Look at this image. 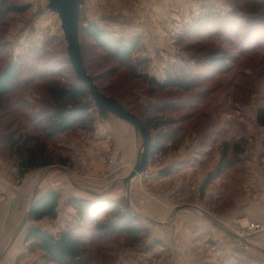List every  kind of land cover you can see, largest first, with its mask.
Here are the masks:
<instances>
[{"label": "rangeland", "instance_id": "rangeland-1", "mask_svg": "<svg viewBox=\"0 0 264 264\" xmlns=\"http://www.w3.org/2000/svg\"><path fill=\"white\" fill-rule=\"evenodd\" d=\"M74 3L77 57L82 70L92 79L98 92L123 112L136 116L144 125L145 120L150 118L171 120L168 128L159 132L146 127L151 136L150 154L145 170L135 175L138 176L135 184L143 183L145 193H148L150 200L159 202L157 205L160 209L166 205L173 209L192 200L191 208L206 220L209 214L219 218L224 213H233L236 208H242L244 204L248 207L254 202L264 206V127L256 121L258 110L264 107V11L257 17L261 21L259 26H253L249 20L251 11L246 10L242 3L231 0H184L182 12L177 13L178 16L183 13L182 22L177 21V14L174 16L172 12L170 17L177 19L173 25L167 24L169 21L167 25L164 21L163 25H157L153 18H150V25H136L135 22L129 25L134 15L131 0H74ZM10 5L26 10L0 19V70L9 64L22 68L21 84L0 102V233L11 236L13 232H21L23 238L16 240L17 247H28L30 252L40 257L44 253L33 242H26L25 232L28 233V227L34 225V221L29 220L31 200L33 204L51 192L50 189H56L60 194L59 220L55 221L58 215L56 219H47L55 231L65 228H78L79 231L78 211L71 200H84L74 196L80 194L78 186L98 190L104 183L111 158L105 161L98 157L97 149L103 148L110 156L115 151L113 136L117 124L115 122L114 128L110 119L125 120L136 130L137 166L142 161L145 135L128 119L103 108L91 95L95 118L92 131L76 128L63 135L49 136L46 118L55 107L49 86L63 88L79 79L69 53L65 3L64 0H12ZM237 6L245 11L242 13L247 17L243 24L233 25L228 41L223 31L226 24L223 19L226 20L229 15L228 24L231 25L233 19L240 15ZM210 10L219 18H215L203 30L196 28L194 22L204 11ZM92 24L115 38L140 37L141 49L133 61L129 65H121L109 52L99 47L84 33V29ZM212 51L226 52L231 61L222 68H212L208 60L207 63H199ZM182 69L201 77L198 86L189 92L174 88L160 90L143 79L148 76L162 83L168 75L177 77ZM160 132L173 136L163 144L165 151L152 154V139ZM27 137L37 140L29 147H35L37 143L45 146L47 159L52 165L28 171L21 177L20 163L28 155L23 153L21 156L17 148L23 147L22 151H25ZM241 139L247 142L245 152L235 155L230 150L227 158L233 160L232 167L215 179L203 196L200 190L210 172L203 173L198 166L202 163H197V158L192 164L185 165L188 167L187 173L191 175L195 171L194 175L184 173L177 178L174 175L167 180L162 178L174 174L171 169L181 157L188 160L198 156L208 162L205 169L212 168L211 172H214L223 156L224 144L233 145ZM200 171L202 179L198 174ZM194 181L195 185H192ZM115 186V191L121 187L118 193L123 196L101 200L99 203L104 204L102 210L98 211L96 206L94 214L102 221H108L113 214L112 207L125 201L143 220L146 232L137 243H130L121 234L98 239L95 232H90L91 264H117L122 256L127 255L126 252L141 249L146 252L159 251L164 248L159 240L148 244L149 229L159 222L157 213L147 211L143 216L138 212V207L133 206L136 204L142 208L141 196L133 194L129 199L123 193L124 185L121 182ZM35 188L39 189L38 192ZM71 209H74L76 217L70 221ZM25 215L27 220L21 229L18 226ZM65 221H70L66 227L63 225ZM84 225L93 229L88 223ZM245 225L246 222L232 228L236 237L231 240L241 247L247 242L249 249L250 244L254 245V237L264 235V224L249 222ZM262 255L264 258V252ZM142 257L147 258L148 264H161L156 257L152 256L150 260L148 256ZM170 262L164 260L162 264ZM46 263L50 264L47 260Z\"/></svg>", "mask_w": 264, "mask_h": 264}, {"label": "trees", "instance_id": "trees-1", "mask_svg": "<svg viewBox=\"0 0 264 264\" xmlns=\"http://www.w3.org/2000/svg\"><path fill=\"white\" fill-rule=\"evenodd\" d=\"M11 1L0 0V19L12 13H22L26 10L24 7L10 5ZM231 1L242 3L246 10H250L252 17L249 20L253 23V26H259L261 21L257 17L260 15V12L264 11V0ZM236 10L240 12V15H237L233 19L231 25L228 24L230 19L229 15L226 20L225 18L223 19V22L226 23L223 31L228 36V41L232 34L230 31H232L233 25L243 24L247 17L242 13L245 11L241 7L237 6ZM215 18L218 19L219 15L215 14L213 10L204 11L193 25L203 30L206 25L212 24ZM227 24L230 26L228 27ZM84 33L98 44L99 47L109 52L121 65H129L133 61L135 54L141 49V38L138 36L131 39L115 38L95 24L85 28ZM207 60L212 68H222L231 61V57L223 51H212L205 60H200L199 63H204V61L207 63ZM178 73L179 75L177 77L168 75L167 79L162 83L148 76L143 77V79L160 90L174 88L189 92L198 86L200 76L183 69ZM21 79L22 68L17 64H9L0 70V102L10 96L19 87ZM49 91L55 100L53 112L46 118L49 136L63 135L76 128L90 131L94 129L95 118L92 97L88 87L80 79L76 78L63 88L49 86ZM256 121L259 126L264 127V107L258 110ZM170 122L171 120L168 119L150 118L145 120V126L153 132H159L162 129H167ZM172 136L160 132L156 137H153L151 153L159 154L165 151L163 144L171 140ZM36 141L35 138L27 137L24 144L26 147L24 149L25 151H22L23 147L17 148L18 151L20 150L21 156L23 153H27L28 155L27 159L20 163L21 177H24L28 171L52 165V162L47 159L44 145L37 143L35 147H29L31 143ZM246 145L247 142L245 139H241L233 145L227 142L224 144L223 156L216 170L208 175L201 187L200 192L202 196L206 188L215 179L219 178L232 167L233 160L227 158L230 150L235 155H241L245 152ZM59 201L60 194L55 191L41 196L33 202L29 213V220L36 222L45 218L56 219ZM71 204L78 211L80 222L79 231L77 230L78 228L67 229L59 237H55L41 229H30L26 235V242H33L34 246L44 253L45 259L50 264H91L88 243V238L91 236L90 232H95L98 239H105L121 234L130 243L139 242L146 232L143 220L131 210L129 204L125 201H121V203H117L115 207H112L113 214L108 221H102L101 217L96 215V213L94 214L96 206L98 211L102 210L104 205L102 203L73 199L71 200ZM122 208L123 210H121ZM98 214L100 215V213ZM84 223L90 224L93 229L86 228ZM110 256L112 257V255Z\"/></svg>", "mask_w": 264, "mask_h": 264}, {"label": "crops", "instance_id": "crops-1", "mask_svg": "<svg viewBox=\"0 0 264 264\" xmlns=\"http://www.w3.org/2000/svg\"><path fill=\"white\" fill-rule=\"evenodd\" d=\"M183 2L184 0H173V3L172 0H131L133 7L132 12L134 15H132L131 19L133 21L129 22V25H134L133 22L137 23L136 25H150V18H153V21L157 25L166 24L167 21H169L167 24L171 23V25H173L177 19V21L182 22L183 13L179 16L177 13L182 12ZM190 6H192V3ZM172 12H174V16L177 14V19L174 17H172L174 18L172 19L170 17ZM110 121L114 128L115 122L117 124L116 132L114 130L115 134L113 136L116 143L114 153L110 156L103 148H96L98 157H101L105 161L111 158L104 183H102L101 189L98 190L91 187L78 186L77 188L80 194L74 196L96 202L119 199L123 196L122 193H118L121 191H119L121 187H117L116 191L113 187H116L115 185L121 182L122 185H124L123 193L125 196L127 195L129 199L132 198L133 194L135 196H141L140 203L142 208L141 206L133 204L136 208L138 207V212L143 216L146 215L147 211L157 213L159 222L156 223L153 228L150 227V240L148 244L159 240L163 244L162 247H164L159 251L154 249L146 252L141 249V251L126 252L127 255H124V258L122 256V259L119 260L117 264L142 263L140 260H143L144 263L142 264H148L147 258L145 257V259H143L142 256H148L149 260L156 257L161 264L164 260L169 262L171 260L172 264H264V258L262 257V253L264 252V235L254 237V245L251 246L250 244L249 249L247 248V242H244L245 246L242 245L243 247H241L234 245L231 240V238L236 237V234L232 232V228L235 229L234 227L238 226V224H244L245 222V226H247L249 222L264 224V206L262 204L253 202L248 207L244 204L242 208H236L233 213H224L219 218H215L209 214L207 220L191 208L193 206L192 200L183 202L180 206L173 209L168 205L160 209L157 205L159 202L150 200L148 193H145L143 183L135 184L138 176L132 179L130 178V175L137 167L136 149L138 141L136 130L125 120L110 119ZM86 149L92 151L93 148L86 147ZM93 151L94 153L96 152L94 149ZM195 158H197L196 161L199 160L197 163H202V165L199 164L198 166L202 168V171H204L203 173H211L212 168L205 169L208 166V162L205 160L203 161L200 157L194 156L190 159L188 158V160L187 158L184 159L181 157L180 160L175 163V167L171 169L174 174H170V176L165 175L162 178L167 180L168 177L172 178L173 175L177 178L179 174L187 173L186 170H188V167L186 168L185 165L188 166L192 164ZM195 168L196 167H193V169ZM194 172H192L191 175H194ZM200 173L201 171L198 174L200 175V179H202L203 177ZM187 174L189 175V173ZM194 183L195 181L191 184L195 185ZM185 184L187 183L185 182ZM200 184L201 182L199 186ZM110 185L112 187H108ZM181 186L182 182H180V187ZM38 190L39 189L35 188V191L38 192ZM50 190L56 191V189ZM180 190L182 193V189ZM189 191L191 193L192 191L195 192V190ZM31 203H29V206ZM71 210L72 211H69L71 213L69 214L70 221L76 217L74 209ZM26 215L25 219H21L20 225L18 226L19 228L21 227V229L26 222L25 220H27ZM59 216L58 208V218L55 221L59 220ZM168 217L171 219L169 220ZM167 218L169 221H167ZM70 221H65L63 223L64 227H66ZM33 224L34 225L28 227V231L30 229H41L55 237H58L63 231L67 230L65 228L62 231H55L50 220L47 218L36 222L34 221ZM26 233L27 232H25V235H27ZM20 235L21 232L19 234H14L13 232L11 236L10 234L6 235L5 232L0 233V250L3 247L2 251H0V264H47L44 256L40 255V257H36L34 253L30 252L28 247H21V249L17 247L18 242L16 243V240L23 238V236ZM5 243H7V245L4 247L3 245H5Z\"/></svg>", "mask_w": 264, "mask_h": 264}, {"label": "water", "instance_id": "water-1", "mask_svg": "<svg viewBox=\"0 0 264 264\" xmlns=\"http://www.w3.org/2000/svg\"><path fill=\"white\" fill-rule=\"evenodd\" d=\"M66 11L68 14V42H69V53L70 57L72 59L74 68L76 73L78 74L79 79L88 87L90 94L102 105L103 108H107L114 113L118 114L119 116L128 119L131 121L136 127H138L145 135V143H144V152L142 155V161L139 166L136 167V169L133 171V173L130 175V178H133L136 174L141 173L145 170L146 164L149 158L150 154V146H151V136L149 133V130L146 128V126L134 115L130 113H125L122 110H120L118 107H116L113 103H111L109 100L104 98L98 92L96 89L92 79L88 76L86 71H83L78 57L76 53L75 48V40H76V13L74 10L75 3L74 0H64ZM32 206V204H31Z\"/></svg>", "mask_w": 264, "mask_h": 264}]
</instances>
